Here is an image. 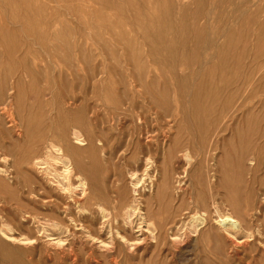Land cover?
<instances>
[{
  "label": "rangeland",
  "instance_id": "1",
  "mask_svg": "<svg viewBox=\"0 0 264 264\" xmlns=\"http://www.w3.org/2000/svg\"><path fill=\"white\" fill-rule=\"evenodd\" d=\"M109 1L113 5H105V0H0V16L10 17L0 24L18 22L36 29L48 28L44 35L34 31V35L31 31L15 36L0 33V78L5 77L3 72L6 79L11 78L8 81L21 77L24 103L35 95L37 88L41 91L52 87L59 98L77 95L82 100L85 96L89 105L86 118L92 120L90 109L94 108L102 117L117 95L127 89L138 98V92L144 91L146 99H140L145 105L156 99L157 108L162 107L159 116H150L145 106L143 110L148 113L141 110L142 121L135 132L129 130V121L115 120L103 129L101 124L95 128L110 141L116 137L118 128L128 131L129 136L125 135L117 148L108 147L105 156L98 151L96 170L91 175L83 172L87 197L81 203L66 199L72 204L75 220L64 217L69 228L62 234L66 238L65 248L47 242L46 234L58 231L22 220L20 202L30 207L33 203L27 200L28 196L35 199L38 190L33 195L27 192L24 197L23 189L13 183V198L6 193L10 180L0 173V198L13 199L10 200L12 208L3 211L10 216L12 233L19 238H33L28 243L24 242L27 240H0V264H115L114 261L118 264H264V155L263 161L249 163L251 152L264 153V148L252 145L251 149L254 148L245 160L240 159L246 146L243 141L247 136L245 113L236 112V118L230 121L239 96L228 105L231 93L237 91L240 78L250 67L249 62L258 64L264 59V32L260 30L264 16L250 18V13L256 11L264 15V0H181L179 5L184 16L172 21L163 19L161 23L177 29L186 27L188 33L185 37L172 35L175 47L171 49L160 48L156 43V56H165V61L159 62L153 59L155 38L147 44L132 10L138 6L147 11L151 8L148 0H132L134 6L128 0ZM68 7L89 13L105 10L111 20H101L93 13L80 18L61 16L50 21L39 15L24 17L21 21L13 18L31 9L66 13ZM108 26H115L118 34L127 29L118 37L114 31H108ZM142 80L145 82L140 83ZM152 80L158 83L153 90L155 95L150 92ZM175 94L184 100L179 103ZM251 104L253 115L261 119L264 130V87ZM88 119L86 129L93 131L94 122L91 127ZM4 142L0 133V168L8 167ZM81 151L86 164L91 166L87 152ZM186 151L192 156L191 162L183 157ZM146 158L150 159L148 165ZM134 172L136 176H132ZM78 190L77 196L82 194ZM99 206L104 208L105 218ZM130 206L139 208L144 220L139 219L138 212V216H133V223L128 224L126 210ZM42 211L62 217L48 208ZM230 212L242 223L238 231L225 229L224 214ZM196 213L204 214L205 221L192 230L190 219Z\"/></svg>",
  "mask_w": 264,
  "mask_h": 264
},
{
  "label": "bare ground",
  "instance_id": "2",
  "mask_svg": "<svg viewBox=\"0 0 264 264\" xmlns=\"http://www.w3.org/2000/svg\"><path fill=\"white\" fill-rule=\"evenodd\" d=\"M128 1H129L130 5L134 6V3L132 0H128ZM2 2H3V0H2ZM37 2L39 3V1H37ZM33 3H32V5H33ZM144 3H143V5H144ZM181 3H182L181 0H161L160 2H158L157 0L156 1L148 0V5H150L151 8L149 7V9H147V11L140 10L138 8V6L132 7L133 8L132 10L134 11L133 15L137 18V21H139V26H138L139 28L138 29H140L141 35H143V37L146 39L147 44L149 45L150 39L152 37L155 38L154 41L152 42L154 61H157V62H159V60L165 61V56L162 58L159 56H156L157 53H156V50H154V49L158 48L156 46V43L160 45V48L164 47L167 49H171V48L175 47V43L173 44L172 35L185 37L188 33V30L186 27L184 28L183 26H179L177 29V28H173V26H171V25L167 26V25H163L161 23L163 19H164V21H167L168 19L170 21H172V19L174 20L175 18H181L182 16H184L183 14H185V13L184 12L182 13L183 8L179 5ZM2 4H5V3H2ZM104 4L105 5L106 4H112L113 5V3L109 0H105ZM135 4H137V3H135ZM21 5H23V4H21ZM145 6H146V4H145ZM177 6H179L180 8H177ZM139 7H141V6H139ZM156 7H158V8H156ZM58 10H60V9H58ZM104 11L100 12L99 9H96V10H92L91 13H93L94 16L96 15L97 18L99 17L101 20H111L110 15H107V13L106 12L104 13ZM25 13H26L25 15L19 14L18 17H13V18H15L18 21H21L22 19H24V17H30V16H34V15L37 17V15H39L41 17H44L43 18L44 20L50 21L52 18L57 19V18H60L61 16L71 15L72 17L80 18V17H84V16L86 17V16L91 14V13H89L88 10L83 11L82 9L77 10V9L69 8V7H68V12H66V13H59L57 11H53L50 13V9H49V13L46 12L45 10L40 11L38 9L37 10L31 9ZM8 14H9V12L7 13V15ZM231 14L233 16L236 15L235 12H231ZM7 15H5V16H7ZM250 15H251V17H250L251 19H257V16L258 17L264 16V15H260L259 11H256V13L255 12L250 13ZM111 16H113V15H111ZM7 18L10 20V17H1L0 16V21L4 20V19H6V21H7ZM31 18H34V17H31ZM9 20H8V22H9ZM147 22H150V23L145 24ZM100 26H101V24H100ZM102 26H105V28H106L105 24H103ZM114 27L108 26L107 29H108V31H111V32L114 31V34H116L118 37L120 35H123V33H125V29H127V28L122 29L123 33L118 34V31ZM126 27H127V25H126ZM95 30H97V29H95ZM260 30L264 32V23L262 24V27L260 28ZM25 31H29V32L31 31V33L34 31L35 33H38L39 35H44V33L48 31V28L42 27V28L36 29V28H32V26H26V25H24L22 23L20 24L18 22L13 23L11 25L0 24V33L1 34H12L15 36V35L21 34V33L25 34L24 33ZM176 31H178V32H176ZM94 42H95V40H94ZM30 44L31 43H29V45ZM184 45H185V43H184ZM105 48H107V47L105 46ZM142 49H143V46H142ZM151 51H152V48H151ZM160 52L162 53V51H160ZM256 56H258V55L256 54ZM139 57L141 58V56H139ZM222 58H223V56H222ZM137 60L140 61V59H137ZM206 62H207V59H206ZM249 63H250L249 69H247L245 74L243 75V77L240 78V80H241L240 84H237V86H236L237 91L234 89L235 92H232L229 99H228V105L233 104L232 102H234L233 100L235 99V97L239 96V97H237L238 99L235 102V104L233 105L234 111H232L233 113L229 116L230 121H234V119L236 118V112L245 113L244 119H245V123L247 125V136L245 139H243L246 146L244 145L245 147L240 154V159H242V161L245 160L244 158H246V155L249 152H251L254 147H258L259 149L264 148V142H263L264 130L261 129V119L259 117L257 118V116L255 117L253 115V112L251 109V106H253L251 103L253 102L254 98L259 94L260 90L264 87V82H262V79L264 77V71H263L264 59L262 60V62H259L258 64H256V63L251 64V62H249ZM253 65H256V66H253ZM251 67H257V68H251ZM211 69H215V67L212 66ZM5 70H7V69H5ZM7 71H9V70H7ZM12 72L13 71H11V73ZM3 73H5V72H3ZM3 73H2V75H3V77L4 76L5 77L0 78V131H1L0 133L3 135V141H5L3 143L4 146H2V147L5 148V151L7 153L6 158L8 160V163H7L8 167L7 168H0V173L5 174L7 176V178L10 180V183H9V186L6 190V193L10 194L14 198L15 191L13 189V183L17 184L16 187H20L21 189H23V191H22L23 195L22 196H24V197L27 196L26 195L27 192H28V195L29 194L33 195L37 189L38 194H35V196L37 195V197H35V199H33V197L28 196V199H27V200H29V202H32L33 205H31L29 207L30 204H23L20 202V208L22 210V215H21L22 220L24 222L31 221L33 224H37V226L41 224L43 227L47 226V227H50L52 230L58 231V232L47 233L46 234V236L48 237L47 242H49V244H51L53 246H56L59 248H65L66 238H63L62 234L68 232L69 228H68V225L65 221L66 219H64V217H67V219L70 221L75 220V218H73L74 216L72 215V211H71V205L72 204L70 205V203L67 202L66 199L72 198V200L74 202L81 203L80 200L87 197V180L83 176V172L87 171L88 174L91 175L96 170V167L98 166V160L96 159L97 152L100 151L102 153V155L105 156L106 149L108 147L111 146L112 148H117L118 146H120L122 144V141H123V138L125 137V135L126 136L128 135V131L123 130V128H121L119 130V128H118V132L116 133L117 135H116V137L115 136L113 137V140H111L112 141L111 142L110 139H108L105 136V134H103V132H97L95 130V128L98 126L100 127V124H101L102 129H103L105 124L113 123V121H115V120L117 122L119 121V123H121L120 121H122V122H124V121L128 122L129 121L131 124V126L129 124V126H130V128L128 127L129 130L135 132L137 128L139 129V126H140L139 121H142V119H141V117L143 116L142 114L144 112L146 114L148 113L147 111L143 110L145 106L147 107L148 111L150 112V116L153 114H158V116H159L161 114L159 112V109H161L162 107L159 109L157 108L158 105H156V103H155L156 99H155V101H152L151 103L145 105L141 100L142 98L146 99L145 93H143L144 91L138 92V94H139V98H138L132 92H130L129 90H127L125 88L126 90L123 91V94L117 95L118 97H116L114 104L110 105L108 111L106 110L107 112L104 113L102 117L100 115L101 113L98 115V112L95 111L94 108H93V110L90 109V112L92 114L91 115L92 120H90V119L86 118L87 112L89 111L88 110L89 105H88V102H87V99L85 96L82 98V100H79V97L77 95L69 96V95L64 94L65 96L61 95L60 96L61 98H59L56 94L53 93V89L51 90L52 87L49 86L51 88L45 87L46 89L41 90V91L37 90L38 89L37 88L35 95H33L31 97V99L28 100V103H24V100H23L24 97L23 96L25 94L22 95V92H21V86L23 83L21 77H19V75H18L19 79H16L18 77H15V78L13 77L14 80L8 81V79H11V78L6 79L7 75H6V73L5 74H3ZM16 73H18V72H16ZM23 74H24V72H23ZM8 76L10 77V75H8ZM212 80H213V78H212ZM143 82H145V81L142 80V82H140V83H143ZM157 84H155V80H152L150 92H152L153 90H155L157 88ZM125 85H126V83H125ZM235 85H236V83H235ZM253 89H256L255 92H253ZM210 90H212V89H210ZM30 91L33 94V90H30ZM208 93L211 95L210 92H208ZM148 94H149V96L151 95L150 93H148ZM153 95H155L154 91H153ZM153 97H155V96H153ZM161 97H162V95H161ZM175 99L179 103H181L183 98H181V96H179V94H177V95L175 94ZM199 99H200V97H199ZM36 101H38L37 106L35 105ZM79 101H80V106H78ZM167 103H169V101ZM77 106H78V108H77ZM106 106H108V105H106ZM156 109H157V111H156ZM141 110H143L144 112H141ZM87 119H88L91 127H92L91 123L94 122L93 123V131H92V129H90V127H88V129H90V130L86 129V120ZM117 122H115V123L117 124ZM112 128L115 130L117 129V127H115L113 125H112ZM218 129H220V128H218ZM131 131H129L130 134H132ZM141 131H142V129H141ZM126 139H128V138H126ZM132 142H133V140H132ZM1 144H2V142H1ZM83 145L85 147H81ZM127 145L128 144H126V146ZM252 145H254V147L251 149ZM84 149L87 152L88 157L91 160V166H88L86 164L84 158H83V154H82L83 151H81V150H84ZM134 149H135V147H134ZM110 151H111V149H110ZM136 151H137V149H136ZM139 152H141V151H138L137 153H139ZM170 152H171V150H170ZM17 153L20 154L19 158L16 157ZM251 153L253 154L252 158H251V156L248 155L250 157V159H249L250 164L254 165V163H256L258 161H261V160L263 161L264 153H261L260 150L258 152H251ZM168 154H165V155H168ZM183 157L185 158L186 162H191V160H192V156H191L189 151H186L183 154ZM171 159H170V161H171ZM146 160H147L146 165H148L150 163L149 162L150 159L146 158ZM17 164H19L21 166H19ZM108 164H106V165H108ZM147 168L148 167H146V169ZM185 171H187V170H185ZM248 173H249V171H248ZM135 174H136L135 172L132 173V176H136ZM23 175H25L26 178ZM134 184L137 185L138 180ZM77 187L82 191V194L79 193L80 197L77 196L78 195L77 193L79 192ZM53 191H56V193ZM233 196H235V195H233ZM10 200H13V199H9V198H7V196L6 197L3 196V198H0V202H2V203H0L2 206V208L0 209V240H2V239H8L11 241L27 240L24 242L28 243L29 240L32 241L31 239H33V238L29 237V236H23L22 238L16 237L12 233L14 230V227L10 222L11 221L10 216L7 213L3 214L4 210H8L9 208H12L11 207L12 201H10ZM21 200L24 201L23 199H21ZM110 201H109V203H110ZM25 202H27V201H25ZM98 204H99V202H98ZM100 206H101V204H100ZM42 208H48L51 210V212L53 210L54 213L58 212L59 214H62V217L57 215V214H52V213H48V212L45 213L42 211ZM84 208H86V207H84ZM99 209H100V213L105 218L107 215L105 213L104 208L100 207ZM137 209H139V208H136L135 206H130L126 210L127 223L128 224L133 223V221H134L133 216L134 217L138 216V212H140V209H139V211ZM141 212L139 213V216H140L139 219L142 220L143 214ZM204 216H205L204 214H197V213L195 215H193L190 219V228L192 230L193 229L196 230L198 228V226H200L202 223H204V221H205ZM224 216L226 217V220L224 222V225L226 226V228H225L226 230H237L238 231L241 229L242 223L239 221V219L233 217L234 215L232 212L226 213V214H224ZM146 219H147V217H146ZM101 220H102V218H101ZM111 221H113V220H111ZM104 223L105 222L103 221V224ZM150 224H151V222H150ZM38 230L41 231V228H38ZM100 232H101V230H100ZM89 236L91 238H93L94 240H98L100 243H105V241L103 239L101 240L99 237H97L95 235L89 234ZM0 244H1V242H0ZM73 262L75 263V262H77V260L74 258ZM114 263L118 264V261H114Z\"/></svg>",
  "mask_w": 264,
  "mask_h": 264
}]
</instances>
